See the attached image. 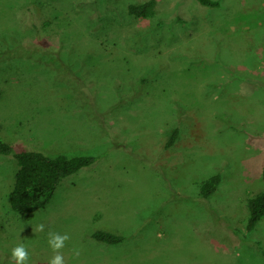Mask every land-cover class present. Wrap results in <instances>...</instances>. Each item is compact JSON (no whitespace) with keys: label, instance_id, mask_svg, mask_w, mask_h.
Returning <instances> with one entry per match:
<instances>
[{"label":"rangeland","instance_id":"obj_1","mask_svg":"<svg viewBox=\"0 0 264 264\" xmlns=\"http://www.w3.org/2000/svg\"><path fill=\"white\" fill-rule=\"evenodd\" d=\"M143 1L0 0L1 138L99 157L25 213L10 204L17 160L0 154V264H16L19 243L26 264L57 252L64 264H264V218L246 229L247 200L264 192V0H157L153 19L128 14ZM94 41L116 47L94 55ZM218 173L203 200L199 183ZM98 229L128 238L108 245ZM50 232L67 233L62 248Z\"/></svg>","mask_w":264,"mask_h":264},{"label":"trees","instance_id":"obj_2","mask_svg":"<svg viewBox=\"0 0 264 264\" xmlns=\"http://www.w3.org/2000/svg\"><path fill=\"white\" fill-rule=\"evenodd\" d=\"M202 5L210 7H218L220 2L218 0H198ZM129 15L135 18L153 19L156 17L157 0H145L140 3H130L127 7ZM50 20L45 22L44 30L48 33L50 30L48 26L53 23V19L50 16ZM47 26V27H46ZM40 37L42 38V28H39ZM43 32V31H42ZM33 46H37L42 50L54 49L51 44L42 47L37 42L31 43ZM30 44V45H31ZM94 47L96 50L92 54H108L112 49H115L107 42L94 41ZM27 48H30L27 46ZM88 63V66H94L99 61H104V58L96 56L92 58ZM97 59V60H95ZM114 60V59H112ZM132 66V65H130ZM87 73V72H84ZM150 78L143 77L144 84L148 82ZM149 84V83H148ZM151 84V82H150ZM149 84V86H150ZM154 88L153 84H151ZM1 131V126H0ZM181 134V125L178 124L172 128L169 139L166 141L168 146H173L179 139ZM0 154L13 155L18 163V169L15 172L13 186L10 192V204L11 208L16 212H34L41 208H44L50 200L54 197V194L61 184V182L82 169L94 164L99 157L92 155H74L69 156L66 154H58L56 156H49L41 151L34 150H21L17 151L11 145V143L5 141L0 136ZM264 178V168H263ZM222 180L221 174H214L209 178L199 183L200 196L202 199L207 200L218 189ZM247 206L249 210V216L246 223V229L248 232L254 230L257 224L264 218V192L258 193L256 196L247 200ZM95 220L99 219L97 215ZM235 233L242 242H249L246 235L236 228ZM93 239L98 242H102L108 245H118L127 240V235L114 233L109 230L98 229L92 233ZM259 245V244H258ZM264 255V250H262Z\"/></svg>","mask_w":264,"mask_h":264},{"label":"clouds","instance_id":"obj_3","mask_svg":"<svg viewBox=\"0 0 264 264\" xmlns=\"http://www.w3.org/2000/svg\"><path fill=\"white\" fill-rule=\"evenodd\" d=\"M38 227L42 228L43 225H39ZM48 236V244L53 250L62 248L64 241L69 238L67 233L59 234L50 232ZM74 255H78V252H74ZM27 256L28 253L23 243H19L11 249V257L15 259L16 264H26ZM49 264H64L63 256L57 252L50 258Z\"/></svg>","mask_w":264,"mask_h":264}]
</instances>
